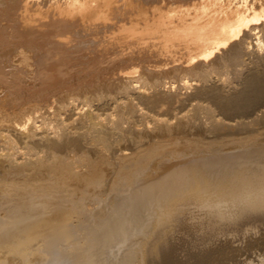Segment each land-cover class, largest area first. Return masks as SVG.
I'll return each mask as SVG.
<instances>
[{
	"label": "bare ground",
	"instance_id": "obj_1",
	"mask_svg": "<svg viewBox=\"0 0 264 264\" xmlns=\"http://www.w3.org/2000/svg\"><path fill=\"white\" fill-rule=\"evenodd\" d=\"M21 1L42 92L0 86V264H137L208 191L209 221L263 222L264 0ZM82 41L98 69L50 82Z\"/></svg>",
	"mask_w": 264,
	"mask_h": 264
},
{
	"label": "rangeland",
	"instance_id": "obj_2",
	"mask_svg": "<svg viewBox=\"0 0 264 264\" xmlns=\"http://www.w3.org/2000/svg\"><path fill=\"white\" fill-rule=\"evenodd\" d=\"M61 1L62 0H60V2ZM149 1L151 2V5L154 3H161V0ZM22 2L23 1L21 0H0V62L3 64V67L0 66V76H2L0 77V86L8 90H12L14 94H18L19 92L21 93L22 86H28L29 88L31 85L33 87L36 85L37 88H39L41 85L39 79L36 78L37 76L33 75L34 69L37 68L34 57L38 52L37 48H35V46L33 47V45L29 47V44L27 45V43H24V40L22 41L24 37V26L20 19V14L22 13L21 10H23ZM38 6H41L39 7V10L41 9L45 11L47 9L46 2L42 0L38 1L37 7ZM153 6H156V4ZM86 36L87 35H80L77 38H85ZM43 38H45V36ZM49 38L50 37H48L46 42H44L47 47L51 46L48 44L51 40ZM86 38H88V36ZM81 40L83 39H80V41ZM86 43L87 42L84 43V41L79 42L77 44L78 47L75 46L79 49H75L74 51L75 47L72 46L71 49H66L67 51L64 50L65 52L63 51L61 53V55L63 54V58L67 59L66 57H68V60H64V63L62 62L60 66V68L66 72V75L61 77L55 75L52 77L54 80L51 79L50 82H53L56 85L58 82L59 84L69 83V85H72L82 79L81 77H85L88 72H93L96 68L98 69L99 66L95 67L97 64L96 59H93L92 55H89L90 50L86 49L88 48V46H85L88 45V43ZM79 45H84L85 47H82L81 49ZM20 47L23 48L21 49ZM83 49L85 50L83 51ZM68 50H72L74 52L72 53V51L69 52ZM17 52H20V54ZM75 52L78 53V56H76L77 53L75 54ZM22 54L26 55L28 66H25V63L21 62V57L19 55ZM69 55H71V59L69 58ZM76 57H80L77 62H75L77 60ZM86 57L88 60H85ZM71 60L75 62L73 65ZM93 60H95L96 63L91 64L94 62ZM65 63L66 65L62 68V65ZM67 64L69 66H67ZM105 64L106 63H103V65ZM76 65L77 67L80 65L81 69H79L80 67L77 69ZM16 66L23 71L21 76L22 74H26L24 79L22 78L23 76L20 77L18 76V73L14 72L13 68H16ZM30 67L31 70H29ZM92 67L93 69H90ZM67 68L70 69V73ZM72 68L74 70H72ZM85 69L89 70L87 71ZM78 71L82 72L81 74H83V76H80V72ZM71 72L74 75L75 82H73L74 78ZM27 75H32L31 79L30 76ZM34 78H36L37 81ZM55 78L57 79V83ZM63 78H65V80ZM20 79L25 80L24 83L22 82L25 85L19 84ZM62 80L66 82H62ZM32 83H34V85ZM53 83H51V85H54ZM33 87H31L30 90H32ZM28 88H25L26 91L21 94H27L23 96V102H27L29 97L31 99L30 101H32L37 99L36 96H41V88L37 89L35 87L37 91L35 88H33L34 90L32 91ZM38 90H40V92H38ZM33 91H35L38 95ZM31 92H33V94ZM1 95L2 93H0V96ZM26 96H28V99ZM203 196H207L209 202L216 201L217 199L216 193L212 191H208L199 197L197 196L196 198H192L191 203L186 205L184 208L180 220L170 219L167 224L157 227L156 229L154 228L152 233L146 239L139 241V261L137 264H264V227L262 228V226H264V220L263 222L261 220L248 221L243 225H234L228 221H222L219 222L220 224H216L212 222V220L209 221V209L200 203ZM218 227L219 230L216 229Z\"/></svg>",
	"mask_w": 264,
	"mask_h": 264
}]
</instances>
